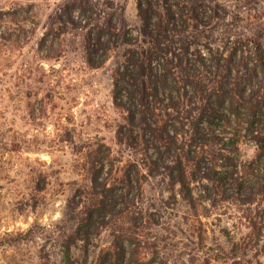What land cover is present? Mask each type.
Here are the masks:
<instances>
[{
  "label": "rangeland",
  "instance_id": "1",
  "mask_svg": "<svg viewBox=\"0 0 264 264\" xmlns=\"http://www.w3.org/2000/svg\"><path fill=\"white\" fill-rule=\"evenodd\" d=\"M140 8L155 12L148 28ZM234 50L246 75L264 52V0H0V264H100L122 249L146 264H234L223 252L250 219L264 222V200L248 204L202 172L224 170L221 159L211 163L221 152L251 161L256 144H190L216 58ZM132 53L151 94L149 111L134 109L136 125L113 100ZM165 124L175 144L151 134ZM177 157L194 203L169 175ZM103 186L107 210L88 241L76 239ZM260 249L246 253L248 264H264Z\"/></svg>",
  "mask_w": 264,
  "mask_h": 264
},
{
  "label": "trees",
  "instance_id": "2",
  "mask_svg": "<svg viewBox=\"0 0 264 264\" xmlns=\"http://www.w3.org/2000/svg\"><path fill=\"white\" fill-rule=\"evenodd\" d=\"M140 9V13L144 17V21H146L145 27L148 28L155 12L152 10L144 11L143 8ZM173 16L174 11L172 12ZM103 34L104 32H101L98 35V42H102L101 37ZM109 42L108 40L105 41L106 45ZM236 55L237 52L234 50L229 56L216 58L217 70L214 72L215 78L210 89L201 91L202 96H205V102L200 107L198 117L192 123L190 144L195 146L204 145L205 143L200 142L207 143L209 140L215 139L221 142L222 149L233 152L234 150L232 149L236 148L243 138L250 137L257 148L255 158L242 164L237 163L232 156L221 152L219 157L211 159V163L213 161L218 162L221 159L222 163H224V170L222 168L217 169L213 165L206 166L207 168L202 172V177L212 181L214 186H220L224 192H227L226 188L228 187L234 189L235 194L239 193L238 195L240 196L244 193L246 203L255 204L264 200V52L258 50L253 68L245 67L247 70L245 72L246 75L240 76V70L237 68L239 67V62ZM135 56H137V53H132L129 61L131 65L129 63L126 64L124 71L118 72L120 78L114 80L113 90L114 104L119 108L127 109L131 114L133 125H136L133 122L135 120L134 109L139 111V108L143 107L149 111L150 103L148 102V97L151 95L147 91L148 85H146L143 78L145 69L142 72L140 68H137ZM88 59L91 65H95L89 50ZM188 83L193 82L188 80ZM151 87L157 92V86L153 85ZM124 91L129 96L127 105L125 104L126 100H124ZM141 112V117L146 119L145 113ZM205 123L206 126H204L207 129L203 126ZM211 127H214L221 135L213 134L209 136L206 134V130L213 131ZM172 131L175 134L170 136L169 126L165 124L162 129H151V134L156 141L171 138L172 143L175 144L178 132L177 130ZM170 147L168 148L170 149ZM156 148L159 149L157 146ZM205 159L207 158L202 156L196 157L195 161H193L196 167L195 171L200 173L202 170L201 162H204ZM153 164L156 168L158 167V163ZM167 168H169V175L173 183H178L184 197L190 203H194L191 184L187 175L188 168L179 157H177L173 166L171 165ZM125 175L128 183H131V170H128ZM107 191L108 189L104 186L103 188H93L90 194L93 204L92 207L87 208V212L84 214L85 218L76 229V239L89 240L88 229L100 222V215L107 210L108 204L104 201ZM110 207L112 208L114 205L110 204ZM249 228L250 232L237 241H232L229 251L227 253L223 252L227 258L234 261V264H248L245 260L246 253L258 248L260 245V252L264 251V222L250 219ZM71 245L66 246L68 252ZM117 256L118 259H114L110 254H107L101 258L100 264H146L132 257L126 258L123 249ZM206 264H209V262Z\"/></svg>",
  "mask_w": 264,
  "mask_h": 264
}]
</instances>
